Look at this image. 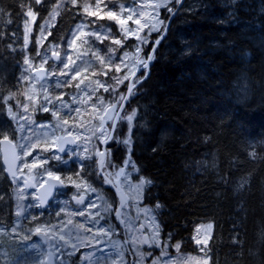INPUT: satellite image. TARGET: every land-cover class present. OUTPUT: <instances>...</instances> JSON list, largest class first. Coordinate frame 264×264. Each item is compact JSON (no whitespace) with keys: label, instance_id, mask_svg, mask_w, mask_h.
<instances>
[{"label":"trees","instance_id":"16d2710c","mask_svg":"<svg viewBox=\"0 0 264 264\" xmlns=\"http://www.w3.org/2000/svg\"><path fill=\"white\" fill-rule=\"evenodd\" d=\"M83 1L77 0L75 5L71 0L64 2L46 30V39L37 43L43 38L35 33L58 0H41L39 4L35 0H0V95L16 93L12 101L17 110L27 88L25 59L35 64L44 46L47 50L50 42L62 41L81 21L78 8ZM187 1L180 4L155 47L147 77L133 89L121 114L138 108L130 155L139 168L138 175L153 181L142 202L155 209L161 238L178 243L186 253L198 254L193 243L195 227L212 225L207 257L203 251L207 264H264V0H200V4L183 9ZM29 6L36 19L25 48L24 13ZM170 15L160 10V19ZM160 34L154 32L150 39ZM133 41H122L120 47L107 40L105 50L99 51L104 64L101 59L95 62L97 57L92 55L93 66L87 72H95L106 85L115 84L112 77L124 76L123 70L116 72L115 65L123 51L133 52L129 47ZM152 46H144L140 55ZM112 55L115 58L109 65ZM45 66L50 72L58 64L47 62ZM127 81L118 85L115 94L96 87L91 96L109 104L114 96L125 94ZM48 93L51 100L59 95L57 91ZM91 105L103 108L97 99L85 96L78 101L79 114H71V120L61 118L92 126L98 119L93 118ZM121 123L118 121L114 133ZM113 139L115 134L106 149L119 155L120 160L112 157L119 165L126 159L120 148H127ZM91 158L88 162L73 160L70 167L57 170L65 181V196L73 184L65 178L72 176L76 183L83 178L106 199L114 200L98 175L96 158ZM242 181L246 182L240 187ZM1 194L4 197V189ZM156 204L162 207L157 209ZM49 206L44 213L53 211ZM27 207L26 214L36 213L35 198ZM59 213L62 223L65 213ZM27 223L28 228H34L38 219ZM85 227L93 232L102 225Z\"/></svg>","mask_w":264,"mask_h":264},{"label":"rangeland","instance_id":"374dc122","mask_svg":"<svg viewBox=\"0 0 264 264\" xmlns=\"http://www.w3.org/2000/svg\"><path fill=\"white\" fill-rule=\"evenodd\" d=\"M66 1L67 0H58L56 6L58 4L61 6ZM152 2L153 0H84L78 8L81 13V21L76 23L71 28L68 35L62 41H57L55 43L50 42L47 50H45L44 46V48L41 49L43 51H41L40 55L37 57V61L35 62V64L30 63L24 65L26 67L24 80L26 81L28 91L26 89L27 93L25 92L26 94L23 97L22 102L20 103V108L22 107V105H27L28 112H24L23 108L19 110H17V108H13V111L18 113L17 123L16 121L11 120L8 116L7 107L3 104H0V107L4 108V111L2 113L0 112V127L11 126L12 129H16L18 127V124H23L25 125V131H16L14 133L15 141L19 144H25L28 142L25 138H30V142L36 145L35 148L31 149V155L25 157L23 160H18L17 178L15 182L13 180L10 181V185L6 187L8 194V204L6 202L5 205L7 204V206L9 207V228L7 227V230H2V228H0V250L2 251L0 254L4 255L3 252L5 248L7 249L9 254L4 260L0 261V264H18L17 260L21 262L20 258L22 257H25V259L23 260V264H45L47 252L52 253L54 257V264H128L129 255L125 250L124 244L122 243V238H119V236H121L120 231H116V229L107 222V217H109L110 213L104 211V201H106L107 203H109V201L105 198L102 191H88L83 184L78 190L75 184H71V195H77L79 193L87 194V201L82 206H73L68 197H55L53 202L57 203L58 210L56 213L60 211L65 212L64 221L57 224V226H59L57 231H59V228H63L66 238L70 239L77 245L76 249H73L69 245H65V247L61 248L60 245L64 244V241L59 240L58 235L53 237L51 232L48 236L44 235L45 243L43 244L39 239L35 238V232L30 231L34 228H26V230L22 228V217L25 218L26 216V211L28 209L27 205L29 203H33V200L35 198L34 193L24 190L22 186V177H31L35 181L36 185H39L47 177V173L45 170L52 171L55 175L60 176V173L57 172V170L70 167L71 161L76 160L78 162H88L92 159L91 157L96 156L94 149L98 148L97 145L101 143V141L97 139V136H100L101 133L100 131H96L95 135H93L91 129L99 125V117L103 114L102 110L95 108L93 118H97L98 121H93L92 126H88L91 123L77 124L69 122L67 125L60 123L59 128L55 127L58 121L51 115V110L54 106L56 108H59L60 121H62L63 119L61 118V115L68 116L69 114H76L74 109L79 108V106H77L78 101L81 99V97H85L84 92L75 87L76 83H79L80 80H83L84 83L81 84V89L85 88L90 93L92 92V89L98 87V85L95 83V81L98 80L97 76L93 75V73L89 74L87 72L93 66L94 57L92 55L97 57L95 59V62L102 59V55L99 54V51L105 50L106 46L103 45L106 44L107 40L111 42L112 38H121L120 25L115 20L107 19L105 13L111 9L115 11L121 19H124L129 14H132L133 20L140 18L141 24H144L146 20L150 21L151 17L149 15L141 16V5H147ZM97 3L100 4L99 11L95 7ZM198 4H200V0H188L186 7H184L183 9H190ZM84 5L90 6V11H98V15H87V13L84 12ZM121 6H123V11L121 10ZM143 11L147 13L149 10L147 9V7H145ZM50 14L45 20V22L47 21L48 23L46 24L44 22L42 25V27L44 28V37H47L46 30L49 28L53 21ZM172 19L173 17L170 19L169 23L172 21ZM102 20L106 22H102ZM133 20H129L128 24L125 27L137 28L138 26L133 23ZM168 20L169 19H167V21ZM26 21L30 22V26L33 25V21L31 20V18L27 17ZM107 22L113 23L115 28H112ZM81 23L88 25V27L77 31V26ZM23 27L24 38L25 24ZM147 31L148 29L145 28L139 34L144 35ZM30 33L31 31L28 33V40L29 38H31L29 37ZM40 33V30L35 33L36 37H38ZM116 33L117 35H119L118 37H115L114 34ZM105 34H107L108 38L103 39V42L96 38L97 35H100L103 38ZM77 36L79 37V39H77ZM129 38L134 40L133 42H131V45L137 44V40L134 38V36H129ZM40 40L44 42L45 39ZM73 40H75V44L69 47L70 42ZM85 41H87V43H85ZM24 47L26 48L27 46H25L24 44ZM132 51L133 52H131L130 50H125L121 53L120 57L125 52H128L130 55H132L135 52V49L133 48ZM50 52L59 53L61 58L59 62H57L58 67H51L50 72H48L47 76L44 78L45 80L39 83L33 77L32 71L37 67H41V65L45 67V63L43 61L45 57H47L48 61V54ZM66 54L71 55L73 60L75 61V65L70 64V68L74 69L76 65H81V75L76 81L72 82V87H67L64 85H62L61 87H57L56 85L58 81L63 82L65 80H69L70 76L74 74L73 72H70L69 69H64L62 64L60 63L61 60L64 62H68ZM112 57L115 58L114 55H112ZM118 62H120V59L118 60ZM128 62L129 64H131L132 61L129 60ZM122 70L124 75L129 71L128 68H124L123 66ZM61 71L68 72L69 74L60 75ZM93 78L95 81L93 80ZM241 78L239 76V78L237 79L242 80ZM132 82H134V80ZM42 84L44 85L43 89L41 88ZM240 84L241 82L238 83V90L241 89ZM242 85H245V82H243ZM51 91H57L59 93L58 96L62 95L63 101L65 102L66 106L61 107V102L56 100L54 97L52 98L53 103L47 104L50 111L44 112L40 109V104L47 103V101L44 100L45 94H47L49 99H51L48 93ZM28 96H32L33 99H28ZM92 98L97 99L96 97L91 96V101ZM7 103L9 105H13L14 102L12 101V99H10ZM69 109H73V111L69 112ZM126 112H128V110ZM132 112H135L137 115L138 108L136 107L135 111L130 110L128 114H131ZM29 115L31 116L32 121H34L33 123H28L25 119L21 118L27 117ZM133 122L134 120L132 121L131 126H129L127 120H122V123L119 126V130L114 133L115 139H113V142L119 143V140H123L124 138L131 135L133 130ZM63 129H67L73 134L72 136L75 137L76 145L74 147H68L65 150L64 154L60 155L55 151L56 141L55 143H53V138L66 135ZM88 137H91L90 141ZM85 148L88 149L87 152L84 151ZM108 150H110V155L105 159V164L107 165V167L106 169H101L103 175H105V171L107 173H113L115 171H118L120 166H123V161L119 165H116L112 162V157L115 159L119 155L115 154L112 149ZM120 150L122 151V153L120 154H124L127 159L129 155L127 149L120 148ZM18 154H22V150H18ZM53 155L59 156L60 160L49 159L47 163H44L40 167L32 169L22 168V165L25 163V161L30 164L34 158L38 157L39 161H43L45 157H52ZM118 159L120 160L119 157ZM109 160L111 161V164L117 166L115 169L111 166V164H108ZM0 169H3L1 163ZM128 171H131V169L129 168ZM1 175H4V170L0 171V176ZM138 177V173L133 172L129 182H125L124 177L119 178L120 185L122 186L124 193L128 197V203L126 207L123 208L122 212L124 214L123 218L127 222V228L125 229V239L127 241V246L130 249V256L133 259V264H137V261L139 260V256L135 253V247L137 246L140 248L141 252L151 253V255L148 256L144 261V264H151V261L156 257H161L163 261H168L169 264H172V262H174V264H204L206 257L201 249H203L205 245L203 243L197 244L195 239L193 243L197 247L198 254L186 253L181 249V251H179L176 248L177 243L169 242L167 239L161 238L160 232V247H156L155 245H153L149 250H146L143 245H133V243L131 242L132 238H139L141 236L137 231L138 223L143 224V227L145 228L148 235L151 231L150 221L146 219L143 210L151 209L152 215L155 216V209L153 207L144 205L142 199L137 201L135 191L129 188V183L133 185L138 183ZM110 179L113 180L115 179V177H110ZM20 195H23L24 198L20 199ZM98 195L103 197V201L97 199ZM93 202H95V204L98 206L92 207L91 205ZM80 211H83L85 213V216H80L78 214L70 215L71 213H79ZM17 212H19L20 215H17ZM89 213L95 216V222H90V217L88 216ZM97 213H99V215H96ZM101 217H103V219H101ZM69 220L72 221L71 224L67 223V221ZM155 223L158 224L156 217ZM78 224H83L84 226L91 225V228L97 227V224H101L102 228L99 227L95 231L89 232L78 228ZM207 225L209 224L205 223L197 225L195 227L193 237L198 236V238L202 241L206 239L208 242L211 234V229L208 230ZM109 228L110 231L106 236L103 235L102 232H100L101 229L108 230ZM198 228L200 229L199 234L197 233ZM98 232L100 234H97ZM69 233L70 236L68 235ZM165 248L167 251V255L162 256V249ZM67 253L73 254L68 255Z\"/></svg>","mask_w":264,"mask_h":264},{"label":"snow or ice","instance_id":"6c2138e0","mask_svg":"<svg viewBox=\"0 0 264 264\" xmlns=\"http://www.w3.org/2000/svg\"><path fill=\"white\" fill-rule=\"evenodd\" d=\"M35 2L37 4H39L41 2V0H35ZM72 4H76L77 0H71ZM181 0H153L152 3L147 4V5H141V9H140V13L141 16H145V15H149L151 17V20H146L144 24H141V20L140 18H137L135 20H133V15L129 14L126 18L121 19L117 13L113 10H109L105 13V16L107 19L109 20H115L121 27V38L120 39H116V38H112L111 43L120 47H123L124 44L122 43V41H126L129 36H134V38L137 40V44L136 45H129V47L134 48L135 52L130 55L128 52H125L119 59L120 62L118 64L115 65V70L116 72H120L122 70V66L124 68H128L129 71L127 73H125L124 76H114L112 77L113 80L116 81L115 84H105L99 80L95 81V83L98 85L99 88H104V91H109V89L112 90V93L115 94L117 92V87L119 84H122L125 80H129L130 78H135L134 82H131L129 85H127V95L125 94H120L118 96V98H116L115 96L112 98L111 103L106 104L102 98L97 97V99L100 102V105H103V109L102 112L103 114L100 115L99 119H100V123L99 125L95 126L94 128L91 129L93 135H95L96 131H100L101 135L97 136V139H99L101 141V143H107V141L109 139L112 138L111 133L105 129L104 125L111 121V125L110 128L112 131H115L116 128V121H121V120H127L129 126H131L132 121L134 120L136 113L132 112L131 114L125 113L124 116H120L119 115V111H123V102L127 99V97L129 95L133 94V89L136 87L137 84H139L143 78V73H141L140 77H136L135 72L138 71L140 68L143 69H147L149 67L150 62L155 58V46H158L160 44V40L162 39V36L158 37V38H151V35L153 32H157V33H163L164 31H166V25H165V20L168 18L167 16L164 17V19H160V9H164L167 13L170 14H175V12L177 11L176 5L180 4ZM96 9L99 11L100 10V4L97 3L95 5ZM147 7V9L149 10L147 13H145L143 11V9ZM60 8V5L58 4L55 8H53L52 13L50 14L51 19L55 20L56 15L59 14L58 9ZM121 10L123 11V6H121ZM98 11L97 12H93L90 11V6L88 5H84V12L87 13V15H98ZM24 15H26L27 17L31 18L32 21H34L36 19V13L32 10V7H27V11L24 13ZM129 20H133V23L136 24L138 27L137 28H129V27H125L128 24ZM46 24L48 23L47 21L45 22ZM88 27V25L81 23L80 25L77 26V31ZM147 28L148 31L144 34V35H140L139 33L141 31H143V29ZM31 31V26H30V22L29 21H25V36H24V43L25 46H27L29 40H28V33ZM41 31V36L43 39H46V37L43 36L44 33V28L41 27L40 29ZM87 34H92V33H87ZM50 35V33H49ZM97 39L101 40V42H103V39L108 38L107 34L104 35V37L102 38L100 35L96 36ZM77 39H79V37L77 36ZM37 43H42V40H37ZM85 43H87V41H85ZM149 43H151L152 45H154L153 47L148 49V52L145 53L144 55H140V53L143 51L144 46L149 45ZM75 44V40L71 41L69 44V47H71L72 45ZM110 51H115V50H111ZM53 55L57 56L59 58V53L58 52H53ZM67 55V54H66ZM129 60H131V64H129ZM67 61L68 62H64V61H60V63L62 64L64 69H69L70 72H73L74 74H72L70 76L69 80H65L63 82L58 81L57 82V87H59L61 85V83L64 86L67 87H72L73 86V81H76L80 75H81V65H76L75 68H70V64L71 65H75V61L73 60L71 55H67ZM44 63L47 62V57L44 58ZM113 62V57L109 56L108 57V64L111 65ZM25 64H30L29 60L26 58L25 59ZM101 64H104V60L101 59ZM31 66V65H30ZM41 70H43V66L41 65ZM68 72H64L61 71L60 75H68ZM96 73L94 72L93 75H95ZM40 79H43V77H41ZM84 81L80 80L79 83L75 84V87L77 89H80L82 92H84L85 96H88L89 99H91V93L87 90V89H81V84H83ZM41 88H44V85H41ZM97 89H92V92H95ZM46 91V90H45ZM16 93L14 92H10L7 96H3L0 95V104H3L7 107V112H8V116L10 117L11 120L16 121L18 123V113L13 111L14 106L13 105H9L7 102L10 99H14L16 97ZM28 99H33L32 96H28ZM56 100L61 102V107H65V102L63 101V96H56L55 97ZM44 100L47 101V103H41L40 104V109L44 112H49L50 109L47 106V104H51L52 100L49 99L48 95L45 94L44 96ZM19 103V102H18ZM121 105L120 109H117V105ZM91 107H93L94 109L97 107L96 105H91ZM23 111L24 112H28V106L27 105H22ZM4 108L0 107V112H3ZM73 111V109H69V112ZM74 111L79 114L81 112L80 108H76L74 109ZM60 109L56 108L55 106L53 107V109L51 110V115L57 119L58 123L55 125L56 128L60 127V123L67 125L69 123L68 119H63L62 121H60ZM115 114V115H114ZM22 119H25L28 123H33L34 121H32L31 116H27V117H21ZM16 131L19 132H24L25 131V125L23 124H18V127L16 129H12L11 126H7V127H0V143L5 144L7 147L5 149V155H4V159H5V164L8 165L6 171H8L9 175H11L13 177V181L15 182L16 178H17V172L14 168L15 162L18 160H23L25 157L31 155V149L35 148L36 145L32 144L30 142V138H25L28 142L25 144H19L15 141V135L14 133ZM63 131L66 133L67 136H72L73 134L71 132H69L67 129H63ZM63 140L65 139L64 137H54L53 138V143H55L56 140ZM73 139H75V137H73ZM89 141L91 140V137H88ZM67 142H72V141H67ZM119 143H122L123 145L126 146L127 151L129 153L127 159H125L123 161V166L119 167L118 171H115L113 173H107L105 171V182L106 183H112V179H110V177H115V179L118 181L120 177H124L125 182H129L130 178L132 176L133 172L138 173L139 172V168H137L136 163L132 160L131 158V136L129 135L128 137L124 138L123 140H119ZM18 150H22V154H18ZM58 151L63 152L64 148L63 146H60L58 149ZM85 152L88 151L87 148L84 149ZM95 154L97 156L100 157V167L101 169H106L107 165L105 164V159L107 156L110 155V150L108 149H100V148H95L94 149ZM10 157V158H9ZM90 158V157H88ZM49 159H56V160H60V157L57 155H53L52 157H45L43 161H39V158H34L33 161L29 164L25 161V163L22 165V168H36V167H40L42 166L44 163H47ZM108 164H111V161H108ZM111 166L115 169L117 166L114 164H111ZM84 166H82L83 168ZM90 167V166H88ZM131 169V171H128V169ZM4 169H0V171H3ZM22 171V169H21ZM47 173V176L49 177V179L51 180H55L60 182L61 184H64L65 181L61 180V177L59 175H55L52 171H47L45 170ZM78 178L80 177L79 173L75 174ZM67 181L72 182L73 184H75V186L77 187V189L79 190L81 188V185L83 184L84 187L91 192H96L97 189L93 188L91 186V184L85 183L83 178H80L81 183H76L75 180H73L72 176H68L65 178ZM246 181H242L240 187H243V184ZM153 184V181L149 178L144 177L143 175H140L138 177V183L136 184H130L129 183V188L131 190H134L136 193V200L139 201L140 199L143 198V194L144 192L150 188ZM117 188V191L120 192L121 194V200H120V208H124L126 207V199L123 195V192L121 191L122 186L120 184H115L114 185ZM22 191V190H21ZM20 199H23V195L19 196ZM74 199H76V197H74ZM97 199L103 201V197L98 195ZM77 204H82L84 202V195L81 194L79 195V198L76 199ZM43 203V201H41V204ZM92 207H97L98 205L95 204V202L92 203L91 205ZM160 207H162V205L160 204H156L155 208L159 209ZM104 211L111 213L112 212V205L107 203L106 201H104ZM144 214L146 219H148L150 221V234L149 235H143L141 234V236L139 238H132V243L133 245H143V244H147L149 246V248H151L153 245H155L156 247H160V240H159V225L155 223V216L152 215V210L151 209H144ZM139 212V209H138ZM80 215V216H85V213L83 211H80L79 213H71L70 215ZM17 215H20L19 212H17ZM96 215H99V213H97ZM116 217L120 220V222L122 224H125L127 227V222L125 221L124 214L117 209L115 212ZM88 216L90 217V222H95V216H93L91 213L88 214ZM33 220H37L38 217H33ZM101 219H103V217H101ZM68 224H71L72 221L69 220L67 221ZM59 226L57 225H45V224H37L34 229H31L30 231H34L37 234H43L45 236H48L49 233H52V236L55 237L58 235L59 240L64 241V244L60 245L61 248L65 247V245H69L71 246L73 249H76L77 245L75 243H73L70 239L66 238V235L64 234V229L63 228H59V231H57ZM78 228L83 229L85 231H91V229H86L85 226L83 224H78L77 225ZM212 227V225H207V229L210 230ZM110 231V228L108 230H104L101 229L100 232L103 233V235H108V232ZM200 229H197V233L199 234ZM97 234H100L99 232ZM70 236V233L68 234ZM193 239L196 240L197 244H201L203 243L205 245V248L201 249L202 251H205L206 257H207V240H201L197 237H193ZM180 245L177 244L176 248L179 249ZM135 253L136 255L139 256V260L137 261V264H144V261L146 260V258L148 256L151 255L150 252H141L140 248L137 246L135 247ZM68 255H72L73 253H67ZM167 255V251L166 248L162 249V256H166ZM151 264H169L168 261H163L161 259V257H156L151 261ZM172 264H174V262H172ZM204 264H207V258H205Z\"/></svg>","mask_w":264,"mask_h":264},{"label":"water","instance_id":"95a60500","mask_svg":"<svg viewBox=\"0 0 264 264\" xmlns=\"http://www.w3.org/2000/svg\"><path fill=\"white\" fill-rule=\"evenodd\" d=\"M181 3H182V0H181ZM180 4L178 5L177 10H178ZM173 16L174 15L172 14L171 17L169 18V20L167 21L166 31H167V28H168V25H169V21H170V19ZM166 31H164L161 34L162 38L164 37ZM59 58L57 56L53 55V52L49 54V59H50V61L52 63L57 62L59 60ZM141 70H144V75H143V78H142V80H143V79H145V77L148 74V68L147 69L140 68L138 71L135 72V75L137 76L140 73ZM32 73L37 78V80L39 82L44 80V78L46 77V70L44 68H43V70H41V68H37V69L33 70ZM41 77H43V79H40ZM133 79H134V77L130 78L128 80V85L132 82ZM125 95H127V89L125 91ZM129 97H130V95L123 102V110H124V108H125V106H126V104L128 102ZM120 107H121V105H118L117 109H120ZM121 113H122V111H119V115H121ZM117 122L118 121H116V125H117ZM109 132L111 133V136L113 137L114 131H112L111 128H109ZM61 137H64L65 139H63V140H59L58 139L56 141V147H55V151L57 153H59V154H63L67 147H74L75 144H76V141H75V139H73V136L64 135V136H61ZM111 140H112V138L109 139L107 141V143H101L100 144V149H102V150L106 149V147L109 145ZM67 141H72V142H67ZM60 146H63V148H64L63 152L57 150ZM6 147L7 146L5 144L0 143V162H1L2 167L4 169L5 176L10 181H12L13 177L11 175H9L8 171H6V169L8 167V165L5 164V159H4ZM96 165H97V172H98L99 176L102 177V179L105 181V175H103L102 172H101L100 157L97 156V155H96ZM17 167H18V161H16L15 165H14V168H15L16 172H17ZM115 184H119V180L118 181L116 179L112 180V183H108V186L114 192V194L116 196V199L118 201L117 209H119L121 211V208L119 207L120 206V200H121V194H120V192L117 191V188L114 186ZM22 186H23L24 190L27 191V192H32V191L35 192V196H36V199L38 200V205H39V208L41 210L45 209V207L47 206L48 202H50L54 198L55 193L57 191H60V190L65 188V184H61L58 181L51 180V179H49L48 176L44 179V181L40 185H36L35 181L31 177L24 176L23 177ZM121 191H122V189H121ZM81 194L84 195V202L82 204H77L76 199H78L79 195H81ZM123 195H124V197L126 199V202H127V197H126L124 192H123ZM74 197H76V199H74ZM86 200H87V195L85 193H80L78 195H72L71 198H70V201H71L72 205H74V206H82V205L85 204ZM41 201H43L42 204H41ZM116 210H115V212H116ZM115 212H114L115 220L117 221L118 225H120L122 227L123 224L116 217ZM35 238L41 240L42 243L45 242L44 241V237H43L42 234H36ZM123 242L126 243V240L124 239ZM144 245H147V244H144ZM46 264H54L53 256L50 253H48Z\"/></svg>","mask_w":264,"mask_h":264},{"label":"flooded vegetation","instance_id":"af4514ba","mask_svg":"<svg viewBox=\"0 0 264 264\" xmlns=\"http://www.w3.org/2000/svg\"><path fill=\"white\" fill-rule=\"evenodd\" d=\"M52 103H53V101H52ZM51 103V104H52ZM61 116H64V117H66V118H68L69 120H71V114H69L68 116H66V115H61ZM110 124H111V121H109V122H107L105 125H104V127H105V129L106 130H108L109 131V127H110ZM109 126V127H108ZM133 131V133L134 132H136L137 133V129H136V127H135V129H133L132 130ZM135 133V134H136ZM57 141V140H56ZM68 148V147H67ZM66 148V149H67ZM65 149V150H66ZM59 154V153H58ZM64 154V153H63ZM63 154H60V155H63ZM24 177V176H23ZM22 177V178H23ZM61 177V176H60ZM23 180V179H22ZM61 180H62V177H61ZM2 183H4L5 184V186H4V188H3V185H2ZM10 185V180L5 176V174H4V176H0V228H2V230H7V227H8V221H9V219H8V217H9V207L7 206V204H8V201H7V196H8V194H7V186H9ZM107 185V184H106ZM107 187L109 188V186L107 185ZM2 188L5 190V195H4V197L2 196V194H1V190H2ZM65 189H66V185H65V188L64 189H62V190H60V191H57L56 193H55V196H54V198L50 201V202H48V204H47V206L45 207V209L44 210H41L40 208H39V205H38V200L36 199V196H35V202H36V207H37V209H36V213L35 214H32V213H28V214H26V216H25V218L24 217H22V223H21V226H22V228L24 229V230H26V228H28V223H27V220H33L32 218L33 217H38V224H45V225H57L58 223H59V215H61L59 212L58 213H56L57 212V203H54L53 202V200L55 199V197L56 196H61V197H63V198H66V196H65ZM110 189V188H109ZM122 189V188H121ZM111 190V189H110ZM112 191V190H111ZM122 191H123V189H122ZM124 192V191H123ZM31 193H34V195H35V192H31ZM112 193H113V195H114V200H111V201H109L108 199V201H109V203L112 205V212L109 214V220H107V222H108V224H110L112 227H114L115 229H116V231H120V235L121 236H119V238H122V243L124 244V246H125V250H126V252H127V254L129 255V260H128V264H133V259H132V257L130 256V249L128 248V246H127V241H126V243H124L123 241H124V239H125V229L127 228L126 226H125V224H123V226L121 227L120 225H118V223H117V221L115 220V216H114V212H115V210L117 209V206H118V201H117V199H116V196H115V194H114V192L112 191ZM126 195V194H125ZM71 193L70 194H68V199H70L71 198ZM126 197H127V195H126ZM7 202V204L5 205V203ZM71 202V201H70ZM127 203H128V197H127V202H126V205H127ZM52 205V207H51V209L53 210L51 213H44V211L46 210V209H48V208H50V206L49 205ZM7 211V212H6ZM123 211V208H121V212ZM65 213V212H64ZM64 213H62V214H64ZM123 213V212H122ZM43 218H44V220H43ZM9 228V227H8ZM137 231H138V233L141 235V234H143V235H148V233L146 232V230H145V228L143 227V224L142 223H138L137 224ZM37 233H35V235H36ZM43 235V234H42ZM43 237H44V235H43ZM126 240V239H125ZM44 241H45V237H44ZM40 242H41V240H40ZM42 243V242H41ZM45 243V242H44ZM43 243V244H44ZM144 247H145V249L146 250H149L150 248H149V246L148 245H143ZM8 248V247H7ZM9 249V248H8ZM179 251H181L180 250V247H179V249H178ZM2 251L0 250V253H1ZM48 253H50V252H47V254H46V258H45V264H46V261H47V256H48ZM184 253V252H183ZM3 254L4 255H1L0 254V261L1 260H4L6 257H7V255L9 254V252L7 251V249L5 248L4 249V252H3ZM51 255H52V253H50ZM53 256V255H52ZM21 259V262H19V260H17L18 261V264H23V260L25 259V257H22V258H20ZM53 259H54V257H53ZM26 261H27V258H26Z\"/></svg>","mask_w":264,"mask_h":264},{"label":"bare ground","instance_id":"6f19581e","mask_svg":"<svg viewBox=\"0 0 264 264\" xmlns=\"http://www.w3.org/2000/svg\"><path fill=\"white\" fill-rule=\"evenodd\" d=\"M263 44V43H262ZM97 166V165H96ZM105 182V181H104ZM106 183V182H105ZM108 185V183H106Z\"/></svg>","mask_w":264,"mask_h":264}]
</instances>
